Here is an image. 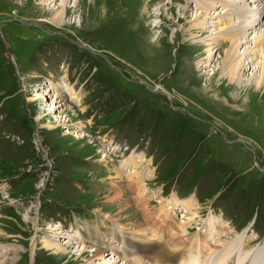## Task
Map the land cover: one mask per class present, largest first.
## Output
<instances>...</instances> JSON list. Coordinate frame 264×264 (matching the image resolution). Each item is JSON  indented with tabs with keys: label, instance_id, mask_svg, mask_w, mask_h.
<instances>
[{
	"label": "rangeland",
	"instance_id": "rangeland-1",
	"mask_svg": "<svg viewBox=\"0 0 264 264\" xmlns=\"http://www.w3.org/2000/svg\"><path fill=\"white\" fill-rule=\"evenodd\" d=\"M111 1L68 0L55 24L60 0H0V264H131L106 232L150 255L179 227V244L200 232L217 248L202 262L231 247L264 264V0L240 2L259 7L240 85L219 78L234 0ZM123 178L140 181L133 196Z\"/></svg>",
	"mask_w": 264,
	"mask_h": 264
},
{
	"label": "bare ground",
	"instance_id": "bare-ground-1",
	"mask_svg": "<svg viewBox=\"0 0 264 264\" xmlns=\"http://www.w3.org/2000/svg\"><path fill=\"white\" fill-rule=\"evenodd\" d=\"M45 1H49V2L55 4L57 0H40V4L43 5V2H45ZM67 1L68 0H60V2H59L60 7L56 8V10L52 12V15L50 14L51 18H48V21H51L52 23H55V24H59L62 21L64 15L66 14V11H67L66 5H65L67 3ZM106 1H107V3H109L108 1L112 2L111 0H106ZM207 1H213V0H204L203 3L207 2ZM241 1H243V0H234L233 2L228 1L225 4L227 6V9L225 10L224 13L230 14V15H232V13H234L239 18L242 17V19L235 22L233 20V18L231 19L228 17L227 18L224 17L225 20L227 19V20H230L231 22L229 21L228 24H225V27L222 28V29L225 28L224 29L225 34L223 36L226 35V37L228 39V42H227L228 45L226 44L227 48H225V50L223 51L222 60H221L222 65L220 67L221 68V75L219 77V78L227 79L228 81L236 82V84H239V85L243 82L242 81L243 80L242 79L243 78L242 72H243L244 67H245V60L247 59V58H245L246 57L245 54L247 53L246 51L248 49V47H245V48L243 47L244 48V49L242 48L243 51H239V44L245 42V41H242V39H243V37H245L247 29L250 27L255 28L257 25V23H252V22L249 23L252 19L247 20L246 13L248 10L251 9V10H253L254 14L256 15L258 12L256 9L259 8V7L254 6L253 7L254 9H252V7L248 5L249 6V9H248L247 6L244 5L245 2L240 4ZM77 3H78V0H75L74 5ZM112 4H113V2H112ZM238 5H241L242 8L241 7L235 8V6H238ZM118 6H119V4H118ZM141 17H143V15ZM252 39H253L252 43L254 44L253 47L255 48L254 51H256V49H259V50H261L260 54H262V61H261V63H262L261 69L262 70L260 72V75L257 76V78H255V82H254L255 87L260 88V87H263V85H264V32H260V34L252 37ZM207 50L210 51L209 49H207ZM209 55H211V54H209ZM250 61L251 60H247L246 64L249 63ZM207 65L208 64L206 63L204 66H207ZM141 197H142L141 195L137 196L136 200L141 201ZM117 198H119V197H117ZM166 216H168V218H169V213H167ZM162 218H164V217H162ZM179 229H180V231L178 230V232L170 233V235L172 236L171 237L172 238L171 243H173L175 245V248L163 246V247H160L158 249L156 247L157 245L154 244L156 247L155 252L150 254V255H148L150 253V249L148 246L149 244H147V242L145 243V241L143 239L137 238L139 240H137V239L134 240L136 243L129 241L127 239L124 240L123 237L125 235L123 233L119 234V232L117 230H113V231H111V233L106 232V235H103L102 237L108 236L111 239H116L117 241H119V243H121L122 250L128 251L130 254L133 253V255H138V256L133 257L131 260L126 261V262H131V264H175V263L176 264H181V263H183V264H196V261H200V262L203 261V260H199V257H198L199 252L205 251V249H207V250L212 249L211 253H214V252L216 253L217 248L208 247L206 238L204 236L202 237L200 235L192 237L193 239H191V237L185 238V240L183 239L184 241L179 244L176 239H178L179 236H185V234L182 233L184 231L183 228L179 227ZM185 230H186V228H185ZM141 234H143V233H139L136 236H141ZM96 236L99 237V234L96 233ZM148 241H149V239H148ZM56 243H54V242L53 243L51 242L50 244L46 243L47 244L46 247L49 248L50 250L54 251V252H63V251L67 250V247L65 245H63V243H64L63 241H62V244H60V243L56 244ZM35 244H36V237H34L32 239V243H31L32 250H34ZM110 247H112L114 250H117V249H115L116 246L114 247V244L110 245ZM128 247L130 249H128ZM152 247H154V246H152ZM243 247H245V246H243ZM238 250H233L230 247V249H227L225 251V253L222 254L218 258L217 264H223V261H226L227 264H229L230 260L235 261V264H248L249 258L247 256H246L247 258L244 257L246 259V261H245V259H240L238 257L235 258ZM78 251H80L79 253L81 254L84 252V249L81 248ZM135 251H137V253H135ZM231 255H233V256L231 257ZM205 264H207V263H205Z\"/></svg>",
	"mask_w": 264,
	"mask_h": 264
},
{
	"label": "water",
	"instance_id": "water-1",
	"mask_svg": "<svg viewBox=\"0 0 264 264\" xmlns=\"http://www.w3.org/2000/svg\"><path fill=\"white\" fill-rule=\"evenodd\" d=\"M151 90L156 91L154 88H151ZM161 93H164V91H160Z\"/></svg>",
	"mask_w": 264,
	"mask_h": 264
}]
</instances>
